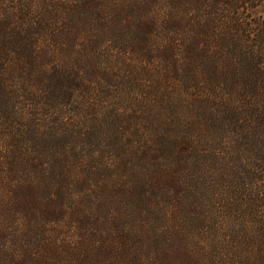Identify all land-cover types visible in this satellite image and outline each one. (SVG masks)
<instances>
[{
	"label": "rangeland",
	"instance_id": "rangeland-1",
	"mask_svg": "<svg viewBox=\"0 0 264 264\" xmlns=\"http://www.w3.org/2000/svg\"><path fill=\"white\" fill-rule=\"evenodd\" d=\"M0 264H264V0H0Z\"/></svg>",
	"mask_w": 264,
	"mask_h": 264
},
{
	"label": "trees",
	"instance_id": "trees-1",
	"mask_svg": "<svg viewBox=\"0 0 264 264\" xmlns=\"http://www.w3.org/2000/svg\"><path fill=\"white\" fill-rule=\"evenodd\" d=\"M193 1V0H192ZM43 16H44V14H43Z\"/></svg>",
	"mask_w": 264,
	"mask_h": 264
}]
</instances>
